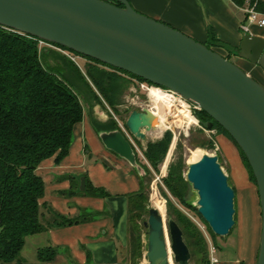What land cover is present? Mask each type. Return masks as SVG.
Segmentation results:
<instances>
[{
	"label": "water",
	"instance_id": "95a60500",
	"mask_svg": "<svg viewBox=\"0 0 264 264\" xmlns=\"http://www.w3.org/2000/svg\"><path fill=\"white\" fill-rule=\"evenodd\" d=\"M0 25L170 89L205 111L212 118L209 128L219 123L245 154L256 180L262 218L257 264H264V85L205 43L135 10L128 0H0ZM239 55L264 69V38L245 32ZM92 111L100 121L108 119L100 105ZM155 119L149 109L134 110L125 126L143 139L141 130H150ZM96 133L106 149L145 175L119 128ZM185 178L196 191L202 219L216 235H229L236 223V192L218 156L203 154L188 163ZM79 190H85L83 175ZM144 226L147 264H169L163 219L155 207L148 209ZM167 228L175 262L188 264L181 228L172 217Z\"/></svg>",
	"mask_w": 264,
	"mask_h": 264
},
{
	"label": "trees",
	"instance_id": "16d2710c",
	"mask_svg": "<svg viewBox=\"0 0 264 264\" xmlns=\"http://www.w3.org/2000/svg\"><path fill=\"white\" fill-rule=\"evenodd\" d=\"M231 1L239 7L253 6L260 13H264V0ZM205 44L214 49L213 42ZM42 50L45 49L38 44L37 38L0 25V264H45L55 257V250L49 245L37 249L36 262L22 261L19 253L26 236L39 233L46 227L40 221L39 199L43 196V180L35 173V169L45 158L55 155L59 162L68 154L73 126L82 118V104L73 89L77 79L70 78L65 68H73L78 79H83L84 76L79 67L63 53L55 52L59 55L54 53L52 56L61 60L64 66L48 64L45 61L47 54ZM83 57L92 62L86 67L85 76L96 91L93 93L96 101L90 103V110L100 103L103 107H109L112 114L115 112L122 87L121 74L144 81L90 57ZM196 114L212 120L205 111L198 110ZM108 120L101 123L91 114V124L96 132L119 128L112 117ZM213 124L218 125L235 142L219 123L214 121ZM171 137V132H165L161 139L147 143L143 155L148 165L142 164L145 175L139 176L132 169L138 180V189L126 194V198L127 225H132L134 233L138 231L137 220L147 208L145 178L165 156ZM235 144L238 146L236 142ZM238 148L240 149L239 146ZM240 151L256 183L250 164L243 151ZM183 165L181 157L170 163L167 175L162 177V181L178 205L184 204L197 212V208L185 199L190 184L185 178ZM76 184L75 189L72 187L69 193L94 197L109 195L102 187L92 186L87 180L84 191H79V179ZM167 204L171 208L169 198ZM173 209L177 213L173 219L181 228L183 236H194V244L205 255L202 264H211L205 235L178 206ZM82 219L83 217L71 218L54 213L52 224L67 226ZM209 229L212 231L210 227ZM212 233L216 235L213 231Z\"/></svg>",
	"mask_w": 264,
	"mask_h": 264
},
{
	"label": "crops",
	"instance_id": "0c3cea01",
	"mask_svg": "<svg viewBox=\"0 0 264 264\" xmlns=\"http://www.w3.org/2000/svg\"><path fill=\"white\" fill-rule=\"evenodd\" d=\"M128 1L135 10L162 21L197 41L213 42L216 51L237 63L264 85V69L239 55L245 32L264 38V27L258 24H250L249 30L245 31L247 15L244 8L237 6L231 0ZM79 122L73 126L68 154L59 162L56 161L55 155L45 158L35 169V173L43 180V196L39 199L40 221L46 227L39 233L26 236L25 242L27 238H31L35 243L33 250L36 252V261L38 248L47 245L54 248L55 257L45 264H129L125 260L128 243L127 204L126 210L122 212L116 209L115 201L120 197L126 198L125 191H136L138 180L131 170L127 171L129 179L125 183L126 190L117 191L108 187L105 191L109 195L105 197L69 193L75 185L77 186V180L82 175L85 176V185L87 180L92 186H99L92 175L83 174V158L78 162L74 161L76 155L82 150L90 155L88 144L94 147L97 156L103 160V166L127 168L124 159L106 149L102 144L91 124L90 108L87 118L83 119V123ZM102 168L100 164L95 169ZM107 174H110V171ZM251 190L253 196L254 189L251 188ZM86 198L97 202H94V205L87 204L83 202ZM105 200L109 204L107 214L99 219L92 217L90 211L100 213L102 209H106ZM92 207L93 210H91ZM54 213L71 218L83 217V219L73 225L53 226ZM254 238L252 236L245 245L237 244L236 248L230 243V252L211 264H257L259 247ZM29 262L32 263L35 260Z\"/></svg>",
	"mask_w": 264,
	"mask_h": 264
},
{
	"label": "rangeland",
	"instance_id": "374dc122",
	"mask_svg": "<svg viewBox=\"0 0 264 264\" xmlns=\"http://www.w3.org/2000/svg\"><path fill=\"white\" fill-rule=\"evenodd\" d=\"M41 47L42 49H45L42 50V52L47 54L45 56V61L48 64H59L64 66V63L61 62V60H57L52 56L55 52L62 53L60 50L46 45ZM55 54L59 55L57 53ZM234 60L237 61L238 58H234ZM76 61V65L79 67L81 74L84 76L83 79H78L74 75V70H72L73 68L67 66L65 70L70 78L73 80L77 79L76 82H74L75 85L73 86V89L77 93V96L82 104V118L79 122L81 123L83 119L87 118L88 116L90 103H94L96 101L93 94L96 93V91L91 82L85 76L86 67L89 66V64H92V62L82 56H78ZM121 75L123 77L121 82L122 87L119 94L118 104H116L115 107V112L112 114L111 110H107V107H103L102 104L97 103L101 106L103 111L106 112L108 119H110V117L113 118V116H116L121 120L125 127V131H123L124 134L131 135L141 153L144 152L148 142H154L161 139L165 132H171L172 134L171 141L165 156L156 164L154 171H151L145 178L147 208L137 220V232L134 233L131 224L128 226V243L125 253V260H127L129 264L148 263L146 255L147 228L144 226V222L147 221L148 218V209L155 207L153 202L154 194L163 202L164 205L163 211L159 213L163 219L166 239L168 241L170 240L167 228V219L169 217L176 218L177 213L173 207L178 206V209L188 215L192 221L196 223L203 235H205L208 241L209 253L207 252V254L209 255V258H212V255L220 259L224 258V254L230 252V243L236 248L237 244L239 243L244 245L248 243L252 236L255 237V243L257 242L259 247L262 218L258 188L252 179L250 169L243 159L241 151L235 142L218 125L213 124L212 127L209 128V122L211 120L207 119L206 117L197 116L196 111L198 110L194 112L196 119L195 121L193 117H190L188 111H180L182 108L180 105H177V102H173V104L170 105L162 98L151 100L149 92L147 94L146 91L137 87L133 77H130L127 74ZM148 85L160 87L153 84ZM164 92L170 94V92ZM154 108H156L155 111L158 110V114L153 113L156 116V119L153 122V127L150 130H141L145 134V138L141 139L131 134L125 126V122L130 113L134 110L141 112L144 109H149L154 112ZM189 109H191L192 112L193 108L191 106ZM90 113L94 116V118L96 117L97 119V116L95 113L93 114L92 110H90ZM186 113L189 116H186ZM191 118L194 121L190 120ZM108 119L104 122L109 121ZM97 120L100 121L99 119ZM88 148L90 155L85 154L84 150H82L78 155H76L74 159L75 162H78L79 159L81 160L83 158V174L87 176L92 175L99 183V186L97 187H103V189L106 191L108 187L111 190H126L127 187H125V183L127 182L126 180L129 179L127 171H131L132 167L127 162L125 164L127 168L123 169L117 167L111 168V166L110 168L105 167L102 164L103 160L97 156L96 151L93 149L94 147L88 144ZM201 153L202 155L210 154L217 155L219 157V162L222 166V169L228 176L229 184L235 189L236 192V223L232 229V232L225 237L214 235L212 231H210L207 222L200 217L194 208L188 207L181 203L178 205L176 199L170 196L162 181V177H166L167 175L170 163L177 161V159L181 157L184 163L183 170L186 172L187 164L189 163L188 161H194L198 159ZM137 158L138 163L141 165L144 163L147 164L140 156V153H137ZM100 164L103 168L101 170L95 169L96 166L99 167ZM108 171H110V174H107ZM251 188L254 189L253 196L251 194ZM132 191L133 190H129L125 192L128 194ZM167 198H169L171 201V208L167 204ZM185 199L187 203H190L192 206L196 207L197 194L196 191L191 188V185H189V190ZM83 202L94 205V202L97 201H94L91 198H86L83 200ZM115 202V207L118 211L122 210V212H124L126 210L127 198L120 197L117 198ZM108 205V201L105 200L106 209H102L100 213L94 211L92 207L91 210L93 211H90L92 212V217L99 219L106 215ZM183 239L186 244H188V249L190 252L188 264H202V258L205 255H202L199 248L194 244L195 237L184 235ZM212 244L216 248L215 253L211 252ZM168 245L169 260L170 262L172 261V263L177 264L170 249V242ZM34 246L35 243L32 241V239L27 238L22 251L19 253V258L26 262H29L30 260H35L36 262V252L33 250Z\"/></svg>",
	"mask_w": 264,
	"mask_h": 264
},
{
	"label": "built area",
	"instance_id": "2783aa9c",
	"mask_svg": "<svg viewBox=\"0 0 264 264\" xmlns=\"http://www.w3.org/2000/svg\"><path fill=\"white\" fill-rule=\"evenodd\" d=\"M244 11L246 12V21H247V25L245 26L244 25V29L245 31H248L249 30V25L250 24H258L260 27H264V13H260L259 11H257L253 6H249V7H245L244 8ZM38 44L40 46H43V45H46V46H50L52 48H55L57 50H60L63 54H65L66 56H68L75 64L77 63L76 61V58L79 56V55H76V54H73L67 50H64V49H61L59 47H56L54 45H51V44H48L46 42H43L41 40H38ZM133 80L135 81V84L137 85V87L141 88L142 90L146 91L147 94L149 92V89L152 88L153 86L152 85H148L149 83L145 82V81H140L136 78H133ZM160 88V87H158ZM134 89V88H133ZM160 89L166 91V92H170V94L172 96H174V98H178L180 100H183L185 103H187L188 107L187 108V111L189 113V115L191 117H193L195 119V115H194V112L196 110H199L197 106L193 105L192 103L188 102L187 100H185L184 98H182L180 95L176 94L175 92H173L172 90L170 89H167V88H164V87H161ZM190 106L193 108L192 112H191V109ZM182 109H184L183 107H181ZM107 110L110 111L109 107H107ZM180 112V111H179ZM193 114V115H192ZM113 119L117 122L118 124V127L119 129L123 132L125 131V127H124V124L121 122L120 119H118L116 116H113ZM196 121V119H195ZM124 134V132H123ZM125 135V134H124ZM127 137V139L131 142L134 150H135V153H136V156H137V153H140V156L143 158V160L147 163L143 153L140 152V150L138 149V147L136 146L134 140L132 139L131 135H128L126 134L125 135ZM158 178V177H157ZM214 250V251H213ZM215 250L216 248L214 247V245L212 244L211 245V252L215 253ZM218 259L216 256L212 255V258H211V261L212 262H216Z\"/></svg>",
	"mask_w": 264,
	"mask_h": 264
},
{
	"label": "bare ground",
	"instance_id": "6f19581e",
	"mask_svg": "<svg viewBox=\"0 0 264 264\" xmlns=\"http://www.w3.org/2000/svg\"><path fill=\"white\" fill-rule=\"evenodd\" d=\"M149 96H150V98H151V100H154V99H159V98H162V99H164L165 101H167L168 102V104H173V102H177L178 104L177 105H180L181 107H184V109H182V110H180V111H185V112H187V108L186 107H188V105H187V103H185L183 100H180V99H178V98H174V96H172L171 94H169V93H165L164 92V90H162V89H160V88H158V87H152V88H150L149 89ZM155 109L156 108H154V114H156L157 113V111H155ZM158 114V113H157ZM188 114L186 113V116H187ZM189 116V115H188ZM191 117V116H190ZM190 120H193L192 118L190 119ZM194 121V120H193ZM199 153H200V151H199ZM202 156V153H201V155H200V157ZM199 157V158H200ZM198 158V159H199ZM198 159H196V160H194V161H188L189 163H192V162H195V161H197ZM153 202H154V204H155V208L158 210V212H162L163 211V209H164V205H163V202L154 194L153 195ZM160 210V211H159ZM165 231V230H164ZM165 240H166V245H167V254H168V262H169V264H174V263H172V261L170 262V260H169V250H168V244H169V242L170 241H168L167 239H166V233H165ZM169 240H170V238H169Z\"/></svg>",
	"mask_w": 264,
	"mask_h": 264
}]
</instances>
